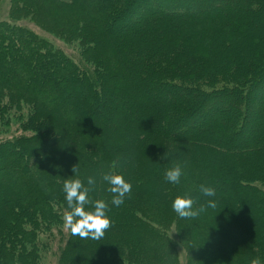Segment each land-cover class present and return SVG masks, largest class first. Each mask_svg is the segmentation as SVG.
I'll use <instances>...</instances> for the list:
<instances>
[{"label": "trees", "instance_id": "1", "mask_svg": "<svg viewBox=\"0 0 264 264\" xmlns=\"http://www.w3.org/2000/svg\"><path fill=\"white\" fill-rule=\"evenodd\" d=\"M50 1L63 15L56 33L78 43L83 65L19 21ZM243 1L264 13V0H225ZM215 2L170 0L179 9L169 14L147 0H9L14 16L0 19V264H182L181 242L189 264L264 261V114L256 140L243 146L239 134L246 99L264 88V54L251 69L250 23L229 47L222 40L238 22L183 14ZM127 20L142 27L121 31ZM226 50L233 62L223 65ZM223 94L232 113L189 132ZM177 164L184 175L169 184L165 170ZM74 166L82 181L96 177L91 199L109 204L102 238L64 226L62 185ZM109 170L132 184L119 207L100 180ZM201 184L215 197L202 196ZM185 193L205 210L179 217L172 203Z\"/></svg>", "mask_w": 264, "mask_h": 264}, {"label": "rangeland", "instance_id": "2", "mask_svg": "<svg viewBox=\"0 0 264 264\" xmlns=\"http://www.w3.org/2000/svg\"><path fill=\"white\" fill-rule=\"evenodd\" d=\"M62 1L69 2L70 0H62ZM156 1H158L157 3H159L162 6H168L171 8H169L168 11L160 10L154 5V2ZM156 1L147 0V3H150V5L151 4L153 5L150 7V9L151 11H154L155 13L169 12L170 14L173 11H177L176 9H179L178 8L179 5H176L174 3L169 4L170 0H156ZM206 7H207L206 9H196L193 7V8L188 9L187 12L183 14L195 15L199 13L200 14L219 13L221 15L222 21L227 22V20L229 19V20H233V22H238L239 25L236 26L237 30L234 32V34H232V37H225L222 40L226 44H228L227 42H229L228 44L229 47H232L235 44V42L239 41L241 38H244L245 33L247 35V32H246L247 23H250V28L251 29L253 28V30L252 31L250 30L251 32H250V36L247 39L248 40L247 45H248V48L252 47L251 54L249 52V54L251 55L249 59V63H250L249 67L253 69L254 66H256L260 60H262V54H264V41L261 40V37L264 38V13L261 12L260 5L254 6L252 5L251 2H249V5H248L245 1H243L241 4H236L232 2H225V0H221V2L219 3L217 2L213 6H210V7L206 6ZM215 7H216V11L213 12V10H215L214 9ZM39 9H40L41 16H38L37 18L32 19L31 22L29 20H26L25 22L23 20H19V21L24 26L27 25L26 26L27 28L28 26H30L31 27L30 29L34 30L38 35L52 42V44L55 45L57 48L63 50L65 53L70 55L74 59L75 62L83 65V63H81L79 51L76 46L78 43L70 44L69 42H66V40H64L60 35L56 33V31L59 30L61 26V23H62L61 20L63 19V15L59 14V9L55 7V3L51 1L48 3H44L42 4V7H40ZM247 9H249V12L246 11ZM9 16L13 17L14 13L11 12L9 0H4L0 6V19L7 18V17L10 18ZM142 18L143 17L139 18V21H141ZM20 22H17V23L19 24ZM138 26L142 27V24L136 25L132 23V20H127L123 24L118 25V28L121 31H123L126 29H130L132 27H138ZM230 31L233 32V29H231ZM257 52L259 54H257ZM224 53L225 54H223L221 57L222 64L226 65L227 63H232L233 62L232 61L233 59L231 57L232 52H230L229 50H226V52ZM26 56H27V53H26ZM46 69L47 68H45V70ZM223 95H222L223 99L224 97L226 99L225 102L219 103V105L216 106V110L212 114H210L212 110L210 111L208 110L207 114L204 113L202 116L199 117L197 121L192 120L188 128L189 132L196 133L197 131L202 130L203 128L207 127L210 124V122L214 121V119H218V120L224 119L227 114L232 113V107L230 105L232 96L230 94H223ZM246 102L248 103V109H247L248 111L246 114L247 116L244 118L243 125L239 133L241 135L240 143L245 144L243 146H246L248 143L253 142L258 137L257 131H258L259 123H260V118L264 114V110H263L264 88L262 89L258 97H254L253 99L249 97L248 99H246ZM16 106L17 104L14 105L13 107H16ZM212 107L213 106H211V108ZM249 107H252V109H249ZM12 124L13 122H11V125ZM2 125L3 123L0 125L1 131H2L1 136H5L6 131L2 129ZM262 128L264 130V126ZM236 129L237 130H233V132L239 130V128H236ZM179 249H180V258H181L182 264H189L190 247H188L185 243L181 242V245H179ZM45 264H55L54 258H50L48 262H46Z\"/></svg>", "mask_w": 264, "mask_h": 264}, {"label": "clouds", "instance_id": "3", "mask_svg": "<svg viewBox=\"0 0 264 264\" xmlns=\"http://www.w3.org/2000/svg\"><path fill=\"white\" fill-rule=\"evenodd\" d=\"M76 166L73 167V175L64 179L62 191L66 202L64 215V226L72 235L81 238L92 237L102 238L105 231L110 227L111 219L108 215L109 204L103 199L92 200L90 193L94 190L97 179L95 176H88L86 182L75 176ZM184 170L177 164L165 170L164 180L169 184H179ZM100 180L106 184L107 191L112 193L111 205L119 207L124 203L126 195L131 192L132 184L125 178L123 173H113L111 170L102 172ZM199 191L204 197H215L216 191L213 187L201 184ZM193 198L185 193L174 198L172 203L173 211L181 218L195 217L205 210V206L193 208ZM207 207L214 208L215 201H206ZM251 264H264L260 258L251 260Z\"/></svg>", "mask_w": 264, "mask_h": 264}]
</instances>
